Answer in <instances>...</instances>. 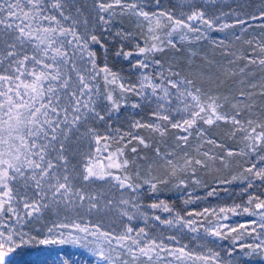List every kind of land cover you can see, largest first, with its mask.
I'll list each match as a JSON object with an SVG mask.
<instances>
[{"label":"rangeland","instance_id":"obj_1","mask_svg":"<svg viewBox=\"0 0 264 264\" xmlns=\"http://www.w3.org/2000/svg\"><path fill=\"white\" fill-rule=\"evenodd\" d=\"M100 2L111 3L113 7L108 12H101L98 7ZM57 3L60 5L59 8L54 7ZM129 4H135L136 9L122 7ZM42 7V16L55 17L53 21L43 20L41 22L43 26L56 27L58 21L59 26L74 30L82 36L95 34L108 42L134 46L138 40V29H142L146 37V44L142 48H152L154 44L159 49L174 45L188 61L198 62L199 70L203 73L201 79L187 77L182 70L175 68L176 65L171 67L164 64L154 55L155 50L145 53L137 50L129 57L128 66L117 70L119 83L126 87L138 86L142 76L147 75L153 83L168 87L171 104L159 101L158 96H151L150 88L144 89L147 98L135 92H122L119 83L107 85L104 91L98 86L99 77L92 80L90 73L85 71L91 67L87 55L85 54L83 59L79 53L73 55L75 42L64 46V50L68 52L66 63L59 58L54 62L50 59L53 55L51 51L45 56L34 46L36 41L21 44L15 39L18 32L14 33L0 25V75L12 77L19 75L16 72L18 66L16 61L22 60L24 56H28L29 59L25 61L27 71L21 77L23 80L33 78L27 75L33 68L38 71H53L42 69L41 65L35 64L32 57L35 56L46 64L55 63L61 73L60 80L46 82L45 88L51 84L56 89L55 94L48 95L53 96V103L58 104L61 112L59 117L53 113H50V116L53 119H63L65 113L62 109L73 102L71 92L76 93L82 104L88 101L90 108L94 110L88 111L81 104L80 113H75L81 116V120L72 124L74 113L71 107H68L69 122L61 125L64 134L60 135L58 132L57 140L52 142L55 150L49 148L46 151V159H51L56 165L52 172L60 182H64V175L69 177L73 193L80 191L86 197L95 196L96 200L89 201L86 198L81 202L79 197L73 195L70 203L51 205L49 209H45L42 213L45 223L57 218L58 213L61 220L69 217L81 224H87L93 231L95 230L93 226L98 225L102 231L115 235L126 231L127 226L134 229L133 236L136 231L143 228L147 234L144 240H155L161 247L155 248L152 261L140 257L135 264H204V261L197 257H207L216 252L220 253V258L225 264L230 259L240 261L241 244L259 243L257 237L264 239V227H261L260 219L264 209L256 207L257 204L264 202L258 189L264 184V179L255 175L259 171H264V138L260 140L245 138L255 137L264 132V65L260 63L264 60V0H121L120 5L115 4V0H42ZM136 10L147 12L149 18L135 15ZM193 13L199 15L200 19L189 20L188 17ZM100 16L105 17L106 24L101 22ZM176 20L199 30L189 31L188 28L180 27L172 31L176 27L174 23ZM204 21L210 22L211 27ZM118 31L121 33L119 36L116 35ZM181 36L184 39H181ZM59 39L66 40L71 37ZM9 45H15V48H10ZM89 48L92 50L91 42ZM8 51H15L16 54L9 57ZM138 61H142L148 67L136 66ZM79 75L85 76L86 82L92 88L91 93L84 89V95L81 96L83 85L79 82ZM65 79L69 82L68 87H60ZM169 81L177 83L179 91L172 88ZM187 81L192 83L188 84ZM10 85L14 88V83L0 81V91H7ZM186 91L197 95L200 103L206 108L205 112H201L200 116L195 118V123L191 127L184 125L183 121L191 119V112L199 109L189 107L185 110V104L194 103L191 97L185 100L180 96V92ZM109 92L118 107H114L113 102L107 99ZM9 95L14 96V91ZM158 95H162L159 90ZM3 99L0 97V101ZM213 102L217 105L216 111L228 117L227 121L215 120L212 117L214 120L212 124L205 123V119L212 115L207 105ZM160 103H165L164 109L158 107ZM133 104H137L138 107H133ZM96 112L104 119H99L95 115ZM154 112L166 114L170 119L159 120L153 115ZM237 112L240 114L237 115ZM233 116L241 121L240 125L231 122ZM249 120L252 121L250 125ZM173 123H180L181 127L174 128ZM146 124L159 125L164 133L165 126L172 130L171 142L164 144L158 141V145H161L157 149L160 160L161 156L168 153L171 155L167 156V159H171L178 166H182L185 159L192 160V164L185 171L178 170L177 175L171 177L167 184L157 183L156 193H152L144 181L153 176L157 179L164 178L165 175L156 174L152 167L141 159L134 161L136 165L134 174L128 165L119 169L107 167L111 162L108 159L110 155L121 164L127 160L123 154L120 155V151L123 153L122 147L137 149L139 145L149 146L151 142L149 133L161 136L153 128L139 126ZM241 127L246 131H241ZM253 128L255 132H252ZM185 136L186 142L178 139ZM139 138L145 143L141 144ZM59 156H63L64 159H58ZM196 160L202 161L203 164H196ZM215 162L220 165L219 170L204 177V172L215 168ZM89 165H95L97 171L102 170L111 175H106L103 180L93 177L85 181L83 176L86 174L85 168ZM161 165L166 167V161L161 160ZM28 174L26 172V176ZM125 174L131 176L133 183L142 185L137 200L140 205L139 211L120 203L121 200H131L137 195L128 188L121 189L114 179L115 176L123 178ZM180 180L184 183L180 184ZM49 182L55 183V180ZM10 187L17 198L27 195L31 199L36 192L34 182L28 180L26 186L24 178L10 182ZM44 190L48 191L47 186ZM2 191L3 189H0V192ZM165 196L172 200L178 199V206L171 207L164 202L170 211H165L163 206L155 209L150 207L153 203L163 201ZM90 203H97L98 209L89 211ZM123 210L134 214V219L129 221L126 216H122ZM225 225L226 227H222ZM232 228L236 231H230ZM216 230H219V236L212 235ZM85 244L94 245L93 237L81 241L80 245L42 246L38 241H33L24 251L30 252L32 257L39 254L43 248L45 253H51L55 259V253L62 247L85 254L94 261V264H99ZM177 249H183L188 255L181 256ZM229 251H233V257L228 256ZM243 252H248V249H243ZM177 256H181V259H177ZM123 258L133 264L127 255ZM61 259L67 260L63 254ZM248 264L260 262L257 258Z\"/></svg>","mask_w":264,"mask_h":264},{"label":"snow or ice","instance_id":"obj_2","mask_svg":"<svg viewBox=\"0 0 264 264\" xmlns=\"http://www.w3.org/2000/svg\"><path fill=\"white\" fill-rule=\"evenodd\" d=\"M115 4L120 5L121 0H115ZM54 7L59 8L60 5L57 3ZM98 7L101 12H108V10L113 7V4L100 2ZM122 7L136 9L135 4L122 5ZM42 11V0H0V25H4L6 29H11L14 33L18 32L15 39L21 44L36 41L37 43L34 46L41 50L45 56L51 51L53 55L50 59L54 62L59 58L60 61L66 63L68 52L64 50V46L65 44L72 45L73 42H75L73 55L75 56L79 53L81 59H83L85 54L87 55L88 63L91 67L90 69L86 68L85 71L90 73V78L92 80L100 77L105 85H116L119 83L120 77L118 74L113 72L107 64L103 66L98 65L96 51L90 50L89 48V43L91 42L99 45V47L106 52L105 45L100 38L95 34L82 36L74 30L59 26L58 21L56 22V27H45L41 22L43 20L53 21L55 17L42 16ZM61 14L63 15V13ZM134 14L143 16L145 19L149 18L147 12L140 10H136ZM161 15H163V13H161ZM65 18L67 19V17ZM169 19H171V17H169ZM188 19L196 20L200 19V16L193 13ZM100 20L105 24L107 23L104 16H100ZM204 22L211 27L210 22ZM174 23L176 27L173 28L172 31H176L177 28L180 27L188 28L189 31L199 30L192 28L181 20H176ZM157 25H159L158 20ZM116 35L119 36L121 33L118 31ZM169 35H171V33H169ZM68 36H70L71 39H59V37ZM153 39H158V37H153ZM181 39H184V37L181 36ZM41 45H43V48H41ZM9 47L14 49L15 45H9ZM153 50L162 51V49H159L155 44L152 48H139L140 53L151 52ZM15 54V51H8L7 53L9 57ZM116 55H123L125 59H128L132 56V52L118 51ZM28 59V56H24L22 60L16 61L18 65L16 67V72H18L19 75L15 77L0 75V81L14 83V88L10 85L7 91H0V97L4 98L3 101H0V189H3V191L0 192V264H67V260L61 259V254L68 259L71 257L62 247L55 253V259L52 258L51 253H45L43 248L35 259H30L29 257L32 254L24 250L29 248L33 241H38L39 245L42 246L80 245L81 241H87L88 237H93L94 245L89 246L85 244L84 246L88 248L92 256L97 258L99 264H130L128 259L123 258L125 255L131 258L133 264H135L140 257L146 258L147 261H152L155 248L161 246L158 245L155 240H144L147 234L144 232L143 228L136 231L135 236L132 235L134 229L130 226H127L126 231L123 233L115 235L110 232L102 231L98 225L93 226L95 229L93 231L87 224H81L69 217H65L61 220L59 219L58 213L57 218L51 219L45 223V217L42 213L45 209H49L51 205L59 206L61 203L68 204L73 195L79 197L81 202L86 198L89 201H94L96 197H86L80 191L73 193L69 183V177L64 175V182H60V179L52 172L56 165L51 159H46V151L49 148L55 150V146L52 145V142L57 140L58 132L60 135L64 134L61 125L69 122L67 116L68 107H71L74 113L71 123L76 124L81 120V116L75 113H80L82 102L77 98L75 92H71L73 102H70L68 107L62 109L65 116L62 120L53 119L50 113L59 117L61 109L58 104L53 103V96L48 95V93L55 94L56 89L51 84L45 88V84L48 81H59L61 73L55 63L46 64L34 56L32 59L35 61V64L41 65L42 69H52L53 71H38L33 68L31 72H27V75L33 78L31 80H23L21 77L24 76L27 71L25 69V61ZM260 63L264 65V60H261ZM136 66L142 68L148 67V65L144 64L142 61H138ZM15 81H19V83H15ZM79 82L83 85V89H81L80 93L81 96L84 95V89H87L88 92L91 93L92 88L86 82L84 75H79ZM68 83V80L65 79L60 84V87L67 88ZM187 83L191 84L192 82L187 81ZM169 84L172 88H176L177 91H179V85L177 83L169 81ZM119 88L122 92H135L137 95L145 98H147V96L144 89L150 88L151 96H158L159 101H163L169 105L172 102L168 87H162L160 84L153 83L147 75L142 76L138 86L133 85L126 87L123 83H119ZM158 90L162 95H158ZM13 91L14 96L9 95V93ZM180 96L184 97L185 100L191 97V101L194 102L193 104H185V110L189 107L199 109V111L194 110L191 112V119L183 121L184 125L191 127L195 123V118L200 116L201 112H205L206 108L200 103L199 97L191 91L180 92ZM56 99L58 100L59 98L56 97ZM90 99L91 97H89V100ZM107 99L113 102L114 107H118L115 101H113L111 92L108 93ZM165 103H160L158 107L164 109ZM82 107L88 109V111H94L90 108L88 101L83 102ZM133 107H138V105L133 104ZM207 108L211 109L212 115L205 119V123L212 124L214 122L212 117H214L215 120H228L227 116L221 115L216 111L217 105L215 102L208 104ZM239 114L240 113L237 112V115ZM95 115L101 120L104 119L98 112H96ZM153 115L162 121H168L170 119L168 115L160 112H154ZM201 118L203 119V117ZM231 122L236 125L241 124V121L236 119L235 116L231 118ZM248 123L250 125L252 121L249 120ZM139 126L153 128L155 131L159 132L161 136L164 135V131L159 125L146 124ZM172 127L178 128L181 127V124L173 123ZM184 130L187 131L186 128ZM240 130L246 131L243 127H241ZM252 132H255V128L252 129ZM245 138L260 140L264 138V132H261L255 137L246 136ZM99 139L98 137L97 143H99ZM178 139H182L185 142L187 141L186 136L178 137ZM139 142L141 144L145 143L142 138H139ZM61 148H63V145H61ZM132 151L135 152L136 149L133 148ZM122 154V151H120V155ZM157 155H160L159 150H157ZM170 155L171 153L161 156V160L166 161V167L165 165L161 166L165 167L167 175L160 179L153 176L151 179L144 181L145 184L149 185V189L152 193L158 191L157 183L167 184L169 182V177H175L178 170L185 171L187 167L192 164L191 159H185L182 166L175 165L171 159H167V156ZM229 155H231V153H229ZM33 157H38V159H33ZM58 159L63 160L64 157L59 156ZM108 159L111 161L107 165L108 168L114 167L119 169L121 167H127L128 165L127 160H124L121 164L113 160L111 155ZM195 163L198 165L203 164L200 160H196ZM248 171H251V169H248ZM26 172L29 173L27 176ZM85 172L86 174L83 176L85 181L93 177L103 180L106 175H111V173H104L102 170L97 171L95 165L87 166ZM255 175L264 179V171H259L255 173ZM137 176H139V173H137ZM18 178H24L26 186L28 180L34 182L36 192L33 198L30 199L27 195L17 198L13 194L10 182ZM53 179L55 183H50L49 181ZM114 179L119 183L121 189L128 188L132 193H137L131 200H121L120 203L129 205L136 211H139L140 205L137 203V200L139 198V189L142 185L133 183L131 176L127 174H125L123 178L115 176ZM179 183L183 184L184 181L180 180ZM45 186L48 188L47 192L44 190ZM49 193L51 194L50 196ZM161 206H163L165 211L171 210L163 201L150 205L153 209L160 208ZM256 207L257 209H264V202L257 204ZM93 209H98L97 203H90L88 210L91 211ZM221 211H225V209H221ZM245 211L248 210L245 209ZM249 214L255 215V213ZM121 215L126 216L129 221L134 219V214H130L127 210H123ZM260 219L262 221L261 227H264V214L261 215ZM222 227H226V225ZM230 231H236V229L232 228ZM253 231H255V229H253ZM212 235L219 236V230L213 231ZM221 238L223 239L224 237L221 236ZM257 239L260 240L259 243L241 244L239 246L242 254L241 260L236 261L235 259H230L227 264H248L249 261L257 258L260 264H264V239L260 237H257ZM117 249L121 251H117ZM243 249H248V252L244 253ZM176 251L181 253V256L188 255L183 249H177ZM227 254L229 257H233L234 255L233 251H229ZM181 256H177L176 258L181 259ZM197 259L203 260L204 264H225V261L220 258V253L218 252L207 257L200 256L197 257Z\"/></svg>","mask_w":264,"mask_h":264},{"label":"trees","instance_id":"obj_3","mask_svg":"<svg viewBox=\"0 0 264 264\" xmlns=\"http://www.w3.org/2000/svg\"><path fill=\"white\" fill-rule=\"evenodd\" d=\"M145 38L146 37L144 31L142 29H138V40L135 41L134 46H132L133 44H120L118 42H108L107 40H101L105 45V48L107 50L106 52L105 50L101 49L99 45L92 43V50L96 51L97 53V64L100 66L107 64V66L115 73L119 69H124L129 64V58L125 59L123 55L117 56L116 53L118 51H122L132 52V54H135L136 51L139 50V48H142L146 44ZM160 49H162V51L155 50L154 55H156L157 58L161 59L164 64H167V66L170 65L171 67H173L176 65V69L182 70L185 75L190 78L201 79L203 77V73H201L199 70V63L188 61L187 58L183 57L181 53L178 52V49H176L175 46L168 45ZM98 86L104 91L107 87V85L104 84L103 80L100 77L98 79ZM149 138L151 140L150 145H139L135 152H133L130 147H122L123 155L128 161L129 170L134 174V172L136 171V167H134L136 166L134 161L141 159L142 161L150 165V167H152L156 174H164L166 176L167 173L161 166L160 155H157V151L155 152V150H157L158 147H161L160 144L158 145V141L164 142V144L172 141V130L169 127L165 126V133L163 136H158L157 134L152 135V133H149ZM219 168L220 165L215 162V168L211 170L209 169L208 172H204L203 176L208 177L209 175L214 174V172L216 173ZM135 177L137 179L139 178L137 176ZM170 178L171 177H169V179ZM258 189L260 196L264 198V184H261ZM163 202L170 204L171 207H176L179 203L178 199L172 200L169 196H165ZM66 252L71 257L70 259L66 257L69 261V264H73V262L74 264H94V261L88 258L85 254L73 250H66ZM37 255L29 258L35 259L37 258Z\"/></svg>","mask_w":264,"mask_h":264}]
</instances>
